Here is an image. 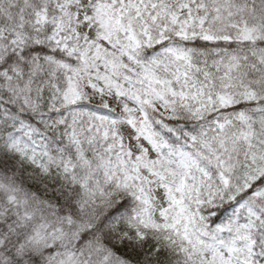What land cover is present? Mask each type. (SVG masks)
I'll return each mask as SVG.
<instances>
[{
    "label": "snow or ice",
    "instance_id": "snow-or-ice-1",
    "mask_svg": "<svg viewBox=\"0 0 264 264\" xmlns=\"http://www.w3.org/2000/svg\"><path fill=\"white\" fill-rule=\"evenodd\" d=\"M0 264H264V0H0Z\"/></svg>",
    "mask_w": 264,
    "mask_h": 264
}]
</instances>
